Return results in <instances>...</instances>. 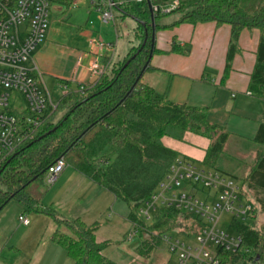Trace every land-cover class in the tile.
Wrapping results in <instances>:
<instances>
[{
  "label": "trees",
  "instance_id": "16d2710c",
  "mask_svg": "<svg viewBox=\"0 0 264 264\" xmlns=\"http://www.w3.org/2000/svg\"><path fill=\"white\" fill-rule=\"evenodd\" d=\"M73 1L51 0L67 8ZM113 1L122 15L145 22V25L137 22L135 38L139 45L109 71H104L93 84H80L62 95L34 138L21 145L0 167V213L12 201H19L24 211L32 210L51 217L58 226L51 240L65 249L73 264L117 263L104 254L110 241L96 240L99 221L86 224L80 218L69 220L26 193L33 182H45L48 168L60 157H64L67 166L124 201L129 207L128 220L148 235L153 232L160 235L178 226L187 227L189 222V217L181 220L177 212L162 209L149 225L139 213L141 204L152 195L171 164L181 156L179 151L164 144V138L186 142L187 135L192 134L207 139L209 145L201 163L241 180L218 165L230 133L209 122L207 107L173 102L166 93L144 83L143 76L151 69L150 63L136 81L149 58L152 44L148 1L140 2L141 10L132 6L135 0ZM152 3L155 5L157 0ZM172 12H179L180 19L169 26L156 25V29L184 22L196 25L212 21L231 26L224 78L229 75L233 58L239 51L242 30L259 29L261 37L249 90L254 96L264 97V0H196L191 4L179 1ZM159 16L160 12L155 13V20ZM143 43V48L131 59ZM179 49L174 40L172 50ZM156 51L153 47V52ZM189 51L190 45H186L183 52ZM63 110H66L65 115L55 125L54 118ZM252 141L261 148L242 181L249 191L264 194V113ZM254 200L264 206V199ZM61 225H66L70 232L61 230ZM236 225L244 235L246 245L263 259L264 233L250 223ZM151 238L143 240L144 247L140 249L143 255L149 256L160 240L158 236Z\"/></svg>",
  "mask_w": 264,
  "mask_h": 264
},
{
  "label": "crops",
  "instance_id": "0c3cea01",
  "mask_svg": "<svg viewBox=\"0 0 264 264\" xmlns=\"http://www.w3.org/2000/svg\"><path fill=\"white\" fill-rule=\"evenodd\" d=\"M175 1L182 0L173 2ZM133 2H137L140 6V1H132V6ZM194 2L189 1L190 4ZM155 5L170 7L160 0H157ZM51 6L52 9L54 8L53 15L59 18L66 16L73 7L82 6L84 11L81 12L84 14L80 11L77 14L86 15L87 21L85 27L81 24L76 26L77 37L72 44H62L53 40L50 34L53 31L48 28L45 40L35 50L34 61L47 89L46 81L51 83L54 80L63 89L62 95L80 84H93L104 71H109L114 64L122 61L132 48L139 45V41L135 38L138 24L131 17L136 22L133 40L127 38L129 44L125 45L122 59L114 58L120 32L116 25L113 34L111 30L108 32L104 28L100 29L104 22L102 23L100 19V11L96 8L95 0H74L68 8L56 3H52ZM136 9L141 10V7ZM115 11L122 20L130 17L122 15L117 7L114 8L113 12ZM172 11L160 12V16L155 20L156 25L163 27L177 22L181 14ZM89 25H91L90 29ZM230 36L229 24L217 25L212 21L196 25L184 22L173 27L156 29L154 48L157 51L153 52L151 69L146 72L163 77L162 91L154 88L160 93H166L169 100L207 107V118L210 123L224 127L229 133L241 138L248 136L249 140H253L264 113V97L254 96L249 90L261 32L257 28L242 30L239 37V51L233 58L229 75L224 78ZM94 40L103 42L105 48L99 49L93 44ZM174 40L179 45L178 51L172 50ZM131 42H134L133 45ZM186 45H190L188 53L183 52ZM52 189L49 205L69 207L73 215L66 218L69 220L80 218L86 224L97 221H90L94 219L89 218L91 216L95 218L99 214L102 216L118 200L111 192L70 166L65 168ZM5 209L0 213V222L5 215ZM22 211L20 210L18 218L21 214L25 215ZM259 230L264 233V230ZM53 232L42 244L40 243L42 250L35 251L33 256L46 257L47 254L48 262L66 264L70 258L63 247L52 242ZM7 234L6 229L0 228V247ZM26 256L31 259L29 255ZM261 260H264V257Z\"/></svg>",
  "mask_w": 264,
  "mask_h": 264
},
{
  "label": "built area",
  "instance_id": "2783aa9c",
  "mask_svg": "<svg viewBox=\"0 0 264 264\" xmlns=\"http://www.w3.org/2000/svg\"><path fill=\"white\" fill-rule=\"evenodd\" d=\"M51 4V0H0V167L21 145L34 138L37 129L57 107L33 56L45 40ZM178 4L175 1L169 8L153 5V11L168 12ZM95 5L104 23L114 21L116 2L95 0ZM93 44L99 49L106 46L96 40ZM14 93L24 97V106H11ZM66 167L64 157H60L48 168L46 184H55ZM162 209L177 212L181 220L189 217L187 227L149 235V238L158 236L167 244L176 256L175 264H257L261 261L257 259L260 255H255L246 245L236 225L241 222L255 225L257 210H260L242 180L180 156L142 203L139 213L152 225L156 213ZM225 213L231 216L228 226L231 231L222 225ZM18 219L24 225L30 223L24 214ZM131 224L129 239L140 231L146 234L137 224Z\"/></svg>",
  "mask_w": 264,
  "mask_h": 264
},
{
  "label": "rangeland",
  "instance_id": "374dc122",
  "mask_svg": "<svg viewBox=\"0 0 264 264\" xmlns=\"http://www.w3.org/2000/svg\"><path fill=\"white\" fill-rule=\"evenodd\" d=\"M160 1H164L167 5H170L174 0ZM182 1L189 3V1L194 2L195 0ZM133 6L136 8L140 7L137 2H133ZM53 9L51 6L49 15V29L53 31L50 33L52 34V39L62 44H72L75 42V38L77 37V35H75L76 26L79 24L83 25L82 27L86 26V15L77 14L79 11L81 14H84L81 12L84 11L82 6L73 7L71 9V13L70 10L66 16L61 18L53 15ZM114 15L115 20L104 23L101 25L100 29L104 28V30H107L108 32L111 30L113 34L116 25L120 32L119 38L122 40L119 39L118 41L116 52H114V58L122 59L125 45L129 44L127 38H129L130 41L133 40V32L136 22L131 17L122 20L118 17L117 11H115ZM100 19L102 21V16ZM88 28L90 29L91 25H89ZM131 43L133 45L134 42ZM46 82L53 101L57 102L63 94V89L57 85L55 80L51 83L48 81ZM143 82L148 85H152L157 90L162 91L161 83L163 82V77L159 74L153 75L146 72L143 76ZM10 104L11 106H24V97L19 93H14L11 96ZM65 113L66 110L57 113L53 120L55 125L60 122ZM249 138L250 137L248 136L241 138L238 135L230 133L229 139L224 147L222 158L218 164L224 171L232 172L241 178V180L245 178L247 173L250 171V168L256 160L257 152L261 148L255 144L252 139L249 140ZM163 141L171 148L179 151L181 156L186 157L199 165L202 164L201 159L209 145V141L207 139L197 138L191 135H187L186 142H179L172 137H166ZM54 185L55 184L48 185L46 184V181L44 183L35 181L29 186V188H27L26 193H28L33 199H39L41 205L50 206L49 199L50 196H52L51 189L54 188ZM249 194L252 198H256L257 201L260 198L264 199V194H256L253 191H249ZM257 203L260 210H257V218L254 221L255 226L264 230V206L259 201ZM50 207L57 210L65 218L73 215L70 213L69 207ZM20 210L24 211L22 203L19 201H12L9 205H7L5 215L0 222V228L3 230L6 229V233H8L4 237L2 247H0V264H55L47 261V254L46 257H35L33 256V253H35V251L39 252L42 250V242L45 241L46 237H50L51 233L57 229V224L49 216L36 213L32 210H27L24 211V213L28 217L30 223L28 225H24L18 219ZM128 213V205L121 199H118L115 201V205L102 216H100L101 214L97 215L95 218H91L93 217L91 215V217L89 216V219H94L90 221L97 220L101 223L99 230L96 232V240L98 242L105 240L110 241V246L105 249L104 254L117 264H175V254L173 255L168 249L167 244L159 239L149 256L143 255L140 252V249L144 247L143 240L145 238L141 231L138 232L132 239L128 238L129 233L133 229L131 222L125 218ZM230 220V214H223L222 225L228 231H231L228 227ZM60 229L70 232L66 225H61ZM174 236L179 235L174 233ZM42 237L44 238L42 239ZM147 238H149V236ZM39 244L40 246H38ZM26 255H29L31 259H28ZM67 261L68 262H66V264H72L71 259H68ZM257 264H264V260H261Z\"/></svg>",
  "mask_w": 264,
  "mask_h": 264
},
{
  "label": "water",
  "instance_id": "95a60500",
  "mask_svg": "<svg viewBox=\"0 0 264 264\" xmlns=\"http://www.w3.org/2000/svg\"><path fill=\"white\" fill-rule=\"evenodd\" d=\"M148 6H149V10L151 12V27H152V44H151V50H150V55H149V58L145 64V66L143 67L142 69V72L141 74L138 76L137 80L138 81L141 76L143 75V73L145 72V70L147 69L150 61H151V58H152V55H153V47H154V44H155V34H156V22H155V17H154V11H153V5H152V2L151 1H148ZM133 18L137 21V22H140L142 25H145V22L143 21H139L137 18H135L133 16ZM144 46V43L142 44V46L139 48V50L131 57V59L135 58V56L137 55V53H139V51L143 48ZM130 60H128L126 62V64L124 65V67L129 63ZM149 235L148 234H144V238H147ZM261 258V256H258L257 259L259 260Z\"/></svg>",
  "mask_w": 264,
  "mask_h": 264
}]
</instances>
